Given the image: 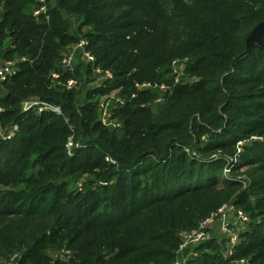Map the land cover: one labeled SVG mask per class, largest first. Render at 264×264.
Wrapping results in <instances>:
<instances>
[{"label":"trees","instance_id":"16d2710c","mask_svg":"<svg viewBox=\"0 0 264 264\" xmlns=\"http://www.w3.org/2000/svg\"><path fill=\"white\" fill-rule=\"evenodd\" d=\"M38 4L0 0V58L26 57L0 96L3 124H19L0 138V219L26 222L0 228V258L175 264L181 233L231 200L250 216L234 253L211 236L187 264H264V50L239 57L264 0H47L49 19L34 15ZM81 39L114 78L85 90L53 85L54 70L79 82L92 74L84 61L73 73L61 66ZM176 58L186 66L162 102L157 90L131 98L137 81L172 83ZM114 90L126 98L113 109L120 127L100 119L99 101ZM33 97L62 114L21 111ZM236 155L234 171L251 166L246 187L223 175ZM36 219L44 225L31 228Z\"/></svg>","mask_w":264,"mask_h":264},{"label":"built area","instance_id":"2783aa9c","mask_svg":"<svg viewBox=\"0 0 264 264\" xmlns=\"http://www.w3.org/2000/svg\"><path fill=\"white\" fill-rule=\"evenodd\" d=\"M38 6L34 9V15L40 16L45 15L46 19H49L48 14V4L47 0H37ZM87 41L85 39H81L78 43L72 46L73 50L64 51L61 57V66L65 71L74 72L75 71V56L76 52L79 50L82 53L83 58L87 61L89 65L92 66V71L96 75L100 76L101 80L113 79L114 73L109 68H104L100 65H96V57L95 55L85 48ZM26 60V57L18 58V59H5L0 58V96L2 95V91L6 88V83L11 80V78L17 72V64L20 61ZM186 66V59H173L171 63V70L174 75V79L172 83L168 82H159L152 80H144L137 81L135 83V90L131 93V98H135L139 92L145 90H157L160 92V96L156 98L155 103H160L164 100L163 94L171 91L173 87L180 82V78L184 72ZM53 85H62L67 89H72L79 85L78 79L75 77H69L66 80L62 79V73L60 71H52L49 76ZM114 92V93H113ZM116 91H112L106 95H104L99 101V111L101 113L100 119L104 125L112 126V127H120L121 123L113 118V109L124 105L126 103V98L121 95L115 93ZM145 105V104H143ZM31 109L37 110L38 113L42 112H53L55 114H62V108L60 105L52 103L48 100L33 97L25 99L21 102V111H28ZM1 111V108H0ZM19 130V124L12 123L11 128H5L0 116V138L3 140H11L15 137L17 131ZM242 143L240 141L238 144ZM75 142L72 137H69L68 142L66 144V149L68 154H72V148L74 147ZM241 148L238 147V151ZM107 159H110L109 157ZM233 157H229V160L233 161ZM227 170H230L228 168ZM236 213L237 220L241 222V224H247L250 222V216L248 213L243 211L242 209L236 208L233 201H226L222 203L216 210L211 212L209 215L202 218L197 226L192 229L184 230L181 233L182 241L177 250V257L175 264H187L185 262L178 259L180 255H182L186 250L190 249V247H194L202 243L204 240L211 237V229L214 224H220L221 232L226 236V249L227 255H231L234 253L235 246L240 242V232L235 229H231L232 221L229 220L230 214ZM69 253V251H64ZM197 252L191 248V255L196 256ZM17 255H13L11 257V263L14 262ZM237 264H251L247 258H240L235 261ZM154 264V263H150Z\"/></svg>","mask_w":264,"mask_h":264},{"label":"rangeland","instance_id":"374dc122","mask_svg":"<svg viewBox=\"0 0 264 264\" xmlns=\"http://www.w3.org/2000/svg\"><path fill=\"white\" fill-rule=\"evenodd\" d=\"M68 50H73L71 45L68 46V48L65 51H68ZM75 61H76V63H79V61H84L85 63H87V61L83 58L81 51H79V50L76 52ZM103 81L104 80L100 79V76H98L92 72V74L83 75V80L81 82H79V85L77 86V88H81V90L82 89L85 90L87 88L97 87V86L101 85ZM115 93L118 94L117 91ZM80 96L81 97L84 96L83 91H82V94ZM100 116H101V113H100ZM3 125L5 128H9V127L11 128L12 123L3 124ZM69 137H72L74 142L76 141L73 134L69 135L68 139H69ZM255 138H257V137L254 136L251 139H255ZM68 139L65 143V146L68 142ZM244 142L242 141V143L238 144L237 153H239L241 151V150L238 151V147L242 148V145ZM229 157H233V156H228V158H227V163L223 169L224 177H226L228 179H238L239 181H242L243 187H246L247 186V179H249L248 171H250L251 166H246V167L239 169L238 171L237 170L234 171L233 169H234L235 163L237 162V155L233 157L234 158L233 161L229 160ZM228 168H230V170H227ZM229 220L232 221L231 229L232 230L235 229L236 231H239V232L244 230L245 227L248 225V223L247 224H241V222L237 220L236 213H231ZM10 221L26 222V220H24L23 218H18L15 216L5 217L4 219H0V228L3 227L4 225H6L7 223H9ZM30 223H31V225H30L31 228H39L40 226L44 225V219L32 220V221H30ZM211 236L216 237L217 240L221 243L222 247H224L225 252H227L226 243H223V241L226 240V238H225L226 236L221 232L219 223L213 225V227L211 229ZM13 255H15V253L11 254L10 257H8V258H0V264H12L11 263V257ZM190 255H191V247H190V249L186 250L182 255H180L178 257V259L180 260V262L188 261L190 259ZM61 258L66 260V261L69 260L68 257H64V256L62 257V255H61ZM185 263H187V262H185Z\"/></svg>","mask_w":264,"mask_h":264},{"label":"water","instance_id":"95a60500","mask_svg":"<svg viewBox=\"0 0 264 264\" xmlns=\"http://www.w3.org/2000/svg\"><path fill=\"white\" fill-rule=\"evenodd\" d=\"M252 46L264 50V19L257 23L246 38V50L239 57L247 55Z\"/></svg>","mask_w":264,"mask_h":264}]
</instances>
